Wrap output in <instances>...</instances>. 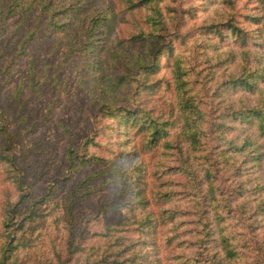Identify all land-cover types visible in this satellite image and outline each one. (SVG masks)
Listing matches in <instances>:
<instances>
[{"label":"trees","instance_id":"16d2710c","mask_svg":"<svg viewBox=\"0 0 264 264\" xmlns=\"http://www.w3.org/2000/svg\"><path fill=\"white\" fill-rule=\"evenodd\" d=\"M91 1L9 0L1 10L5 19H10L15 15L26 18L35 8L47 21L49 31L58 32L60 28L66 35L63 38H68L69 53L86 50L98 54V59L89 64L93 93L98 95L96 109L100 116L114 119L119 143L128 146L121 156L129 164L117 172L125 180V211L120 220L106 226L113 229L111 224L119 225L115 228L119 233L101 247L70 243L69 252L84 250L86 264H199L206 255L213 264H264V254L252 251L256 244L251 240L256 238L254 229L261 225L264 215V82L258 84V77L264 81V62L255 70L245 65L247 75L233 78L225 89L227 94L235 91L231 98L209 107L205 103L209 84L196 74L189 75L195 61L187 62L182 53L172 54L169 90L173 96L165 98L163 108L157 111L147 97L149 90L165 87L153 81L160 65L158 50L153 46L167 28L160 0H128L130 8H145L141 20L147 28L140 26L125 37L114 32L118 29L115 9L102 7L86 13V4ZM228 25L245 45L244 30L233 22ZM210 27L220 31L214 24ZM260 43L264 53V35ZM244 49L247 51V46ZM236 93L240 96L235 97ZM0 135L5 145L10 130L1 111ZM90 142H94L92 135L84 144ZM83 145L67 147L69 174L93 157L102 159L90 156L87 149L81 152ZM9 147L6 145V150ZM146 154H153L155 159L152 170L157 185L150 192L143 183L150 168ZM1 160L16 167L10 154L0 152ZM246 164L254 166L253 178L231 184L228 173L239 176ZM7 171L14 173L11 167ZM13 175L9 173L8 177L23 190L22 180ZM175 175L181 177L180 181ZM250 182L254 187L252 198L235 201L247 193ZM28 196L23 193L20 199ZM20 199L7 203L13 209V214H5L4 224L9 229L14 219L21 220ZM40 201L33 200L31 213H37ZM21 221L23 225L24 218ZM130 228L138 232V238L120 234ZM262 241L264 245V238ZM17 244L12 237L5 240L0 246V264L24 263L19 260Z\"/></svg>","mask_w":264,"mask_h":264},{"label":"rangeland","instance_id":"374dc122","mask_svg":"<svg viewBox=\"0 0 264 264\" xmlns=\"http://www.w3.org/2000/svg\"><path fill=\"white\" fill-rule=\"evenodd\" d=\"M8 2L0 0V13ZM86 5V13L102 7L114 8L118 24L114 32L122 37L139 30L140 26L147 28V23L141 20L145 8H130L128 0H93ZM159 7L167 28L160 32L158 44L153 46L158 50L160 64L153 81L165 87L159 85L149 90L147 97L157 111L163 108L165 98L173 96L169 90L172 54L182 53L187 62L195 61L189 75L196 74L199 80L209 84L205 96L209 107L231 98L235 91L227 94L225 89L233 78L247 75L245 65L255 70L264 62L260 43L264 35L261 0H160ZM229 22L244 30L245 45L237 37L240 35L231 31ZM46 24L35 8L26 18L15 15L5 19V14H0V111L10 130V139L5 145L0 135V152L10 154L16 164L15 167L6 160L0 161V246L10 237L14 238V244L20 240L16 246H20L19 260H24L23 264H86L84 250L72 254L68 246L71 243V246L101 247L119 233L115 229L119 225L111 224L113 229L106 226L120 220L125 211L123 205L128 199L125 180L117 172L129 164L121 156L128 146L119 143L114 119L100 116L96 109L98 95L93 93V72L89 64L98 59V54L86 50L69 53L68 38H63L66 35L60 33V28L58 32L49 31ZM213 24L220 31L210 27ZM258 80L261 86L264 81L260 77ZM131 88L135 90L134 85ZM91 135L94 142L85 145ZM70 144H84L81 152L86 153L84 149H87V154L102 159L93 157L89 163L79 166L76 173L69 174L67 147ZM6 145L10 146L9 150ZM152 156L146 154L150 168L149 175L143 178L149 192L157 185ZM8 167L14 173L8 172ZM242 168L239 176L228 173L231 184L253 178L254 166L246 164ZM9 173L22 180L23 190L8 177ZM180 179L175 175V180ZM253 189L250 186L235 201L251 199ZM23 193L29 196L20 199ZM19 199L18 217L24 218V223L21 225V220L14 219L9 229L4 224L5 214H13V209L7 203H16ZM33 200H41L37 216L31 213ZM260 224L254 229L256 238L251 240L256 244L252 251L262 255L264 215ZM120 234L130 239L139 237L132 228ZM210 258L209 255L200 258L199 264H213Z\"/></svg>","mask_w":264,"mask_h":264}]
</instances>
